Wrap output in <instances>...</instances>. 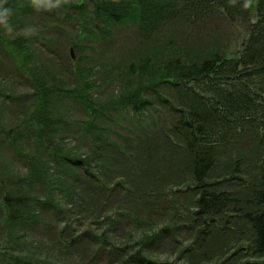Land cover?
Returning a JSON list of instances; mask_svg holds the SVG:
<instances>
[{
    "label": "trees",
    "instance_id": "1",
    "mask_svg": "<svg viewBox=\"0 0 264 264\" xmlns=\"http://www.w3.org/2000/svg\"><path fill=\"white\" fill-rule=\"evenodd\" d=\"M68 6L77 17L67 13ZM6 7L15 20L33 9L29 0H8ZM50 12L81 28L71 42L76 51L84 46L82 37L109 42L117 27L135 28L143 45L180 22L198 24L214 16L244 23L248 34L236 57L211 47L193 60L143 50L118 73L123 83L126 77L124 84L135 79L136 86L104 102L94 97L97 67L85 65L86 55L78 56L66 86L61 75L67 71L58 76L38 67L30 46L35 37H16L7 54L27 72L32 91L28 118L0 142L27 171L15 174L17 189L3 197L10 231L24 238L29 223L52 208L66 228L87 224L96 231L90 246L110 244L107 236L117 240L120 231L122 239L136 236L133 245L126 240L111 248L117 264H264V0H77ZM66 99L88 114L71 122L78 132L73 143L63 134L69 123L56 109ZM109 109L136 122L147 116L152 134L138 136L122 126L134 137L120 135ZM245 136L249 140L239 144ZM161 150L176 157L177 170L185 169L182 184L189 183L183 190L191 196L185 203L158 197L163 182L151 177L161 172L152 164ZM30 188L38 194L29 199ZM114 193L122 202L114 201ZM116 214L127 216L129 228L121 229L112 219ZM161 248L167 259L152 257Z\"/></svg>",
    "mask_w": 264,
    "mask_h": 264
},
{
    "label": "rangeland",
    "instance_id": "2",
    "mask_svg": "<svg viewBox=\"0 0 264 264\" xmlns=\"http://www.w3.org/2000/svg\"><path fill=\"white\" fill-rule=\"evenodd\" d=\"M73 2L75 3L77 0H70V3ZM67 10L69 15L74 14L77 17L75 8L68 6ZM9 22L14 28L11 34H6L0 28V142L4 140L5 133L7 134L10 129L20 123L30 105V92L32 89L29 76L26 71L20 72L17 69L18 63H13L7 54V51L12 49L9 44L10 42L14 41L16 37H25L22 30L26 27L31 26L35 29V34L31 36L35 37L36 40L30 43V46L36 61L41 63L38 66L41 70L44 65L45 68L57 70L58 76L66 71V75L70 76V69L75 67L78 56H87L88 60L85 59V65L97 67L95 77L98 87H96V96L94 95V97L100 102H104L109 98L111 100L116 93H120L121 89H132L136 86L135 79L130 80L128 86L124 84L126 77L123 76V83L122 78L118 77V73L129 61L136 63L138 60L137 54L143 53V50L153 54L166 52L170 56H181L183 59L193 60L194 57L198 58L199 54H206L211 47L217 49V52L225 54L226 57H236L243 39L248 34V26L244 23L239 21L232 23L222 17L214 16L210 20L198 24H189L188 20L180 22L170 29L163 30L143 45H139L137 39H135V28L117 27L111 33L112 38H110L109 42L96 41L86 36L82 37L83 40H86L82 43L84 46L76 51L71 47V42L77 41L78 37L81 36V28H75L74 30L73 21L63 20L59 12L51 13L50 11H36L32 9L25 17H20L19 20H15L14 15H12ZM69 37L71 38L69 39ZM71 50L73 59H71ZM61 70L63 71L61 72ZM66 75H61V77L67 86V81H72V79L71 76L69 78ZM56 109L68 121L69 127L66 128L67 132L63 134L67 136L69 143H73L77 140L78 132L71 129V122L77 119L86 120L88 114L81 111L76 104L68 99L60 101ZM110 109L119 113L122 112L116 106L110 107ZM110 109L108 111L112 117V121L115 125L119 126L118 128H113L120 135L134 137V135L129 136L126 134L127 132L122 131V126L126 130L134 129L138 136H143L144 130L149 135L152 134L151 119L147 116L138 117L141 119L139 122H136L134 117L125 114H120L119 116ZM151 112L154 114V111L151 110ZM25 118H28V115ZM155 120L157 119L155 118ZM248 140L249 137L245 136L240 140L239 144L244 145ZM165 152L166 150L157 151L156 153H159L158 157L152 162L161 171L157 177L156 174L151 177L153 183L163 182L164 185V192L159 194L158 197L166 196V198L178 199L185 203V201L191 198L189 194H186L188 190H183L184 185L189 183L185 181V184H182L183 179H185L184 177H186L185 172H183L185 169L182 167L177 170L174 166L176 162L173 160V157L175 159L176 157L173 154L167 157V153ZM177 159L183 160L181 156H178ZM160 161L161 165H158ZM22 167V163L13 155L10 148L1 145L0 260L7 259V262H2L1 264H117L116 260H113L109 254L111 248L120 245L126 240H129L133 245L136 236H133V238L124 237L122 239L120 236L123 232L120 231L116 233L117 240L114 237L107 236L108 239H112L113 243L102 244L101 247L90 246L89 242L94 241L93 235H96L94 233L96 231L88 229L87 224L81 226L79 230L76 226L74 229L66 228L68 225L65 219H60L61 216L52 208L41 211L34 219L35 222L29 223L25 230L26 236L24 238L16 235L18 233L10 231L4 222L7 211L3 204V197L14 193L15 189H17L18 183L14 180L16 179L14 177L16 176L15 174L18 175V172L22 174L27 173ZM176 172H179L178 175ZM150 174L152 175V173ZM12 177H14L12 179L13 182L11 181V184H9ZM112 186H115V184ZM117 188H122V185H118ZM37 194L35 188H30L26 196L30 199L32 198L31 195ZM114 194V201L122 202L123 198L116 193ZM39 195L42 197L41 192ZM124 199L128 204H133L130 198ZM11 201L13 200L11 199ZM152 204L155 206L156 202L153 201ZM123 207L127 210L131 208L129 205ZM129 212L131 214V211ZM123 215L124 217L121 214L113 215L112 219L120 223L121 229L129 228L126 221L128 220L127 216ZM85 229L89 232H85ZM157 253H160V255H156ZM168 255L167 253H163V249L161 248V251L154 253L152 257L164 260L167 259ZM172 259L173 256L169 258V260Z\"/></svg>",
    "mask_w": 264,
    "mask_h": 264
},
{
    "label": "clouds",
    "instance_id": "3",
    "mask_svg": "<svg viewBox=\"0 0 264 264\" xmlns=\"http://www.w3.org/2000/svg\"><path fill=\"white\" fill-rule=\"evenodd\" d=\"M70 3V0H29V5L36 11H53L58 10L64 5ZM8 0H0V28H2L6 34H11L14 31L13 26L10 24V17L13 15V10L6 7ZM244 7H248L246 3ZM25 36H31L35 34V29L31 26L22 30Z\"/></svg>",
    "mask_w": 264,
    "mask_h": 264
},
{
    "label": "water",
    "instance_id": "4",
    "mask_svg": "<svg viewBox=\"0 0 264 264\" xmlns=\"http://www.w3.org/2000/svg\"><path fill=\"white\" fill-rule=\"evenodd\" d=\"M70 53H71V58L73 59V56H72V50L70 51Z\"/></svg>",
    "mask_w": 264,
    "mask_h": 264
}]
</instances>
